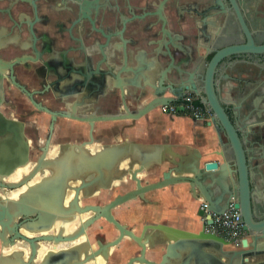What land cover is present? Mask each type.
I'll return each mask as SVG.
<instances>
[{
	"label": "flooded vegetation",
	"instance_id": "1",
	"mask_svg": "<svg viewBox=\"0 0 264 264\" xmlns=\"http://www.w3.org/2000/svg\"><path fill=\"white\" fill-rule=\"evenodd\" d=\"M210 29L216 30L212 39L218 35L219 50L224 53L239 52L237 48L246 45L247 35L254 41L247 57H233L228 65H222L224 77L217 84L219 91L231 88L233 83L242 90L250 86L257 92L253 101L264 104V0H0V120L22 123L28 144V158L19 162L20 171L27 172H19L20 177L17 173L10 180L16 182L35 169L42 172L31 185L57 172L79 169L84 180L77 175L68 180L63 206L70 209V204L77 201L78 208L63 214L44 232L60 242H40L36 264L158 262L162 251L150 247L144 251L138 243L141 227L148 222L143 220L146 215L140 214L149 211L147 208L140 206L133 211L126 203L111 211L137 240L125 233L117 245L111 246L121 231L103 216L85 227L98 217L92 208L104 209L131 189V182L120 175L125 171L124 161L117 165L119 175L114 179L108 165L79 163L82 157L86 163L111 147L110 122H94L111 114L107 108L111 76L125 78L132 72L148 75L162 70V55L189 60L195 51L205 54L198 45L209 41ZM114 45L118 48L116 60L112 57ZM172 67L187 70L176 63ZM98 73L102 79L100 100ZM173 86L184 90L183 86ZM188 94L201 103L191 91L174 103L182 102ZM238 120L246 118L241 115ZM248 120L264 121V116ZM263 121L253 125L260 137L264 136ZM254 151L262 156L259 162L264 165L262 150L256 147ZM96 177L99 179L93 181ZM20 192L7 191L6 195L16 199ZM201 210L200 203L196 216ZM128 217L135 222L130 224ZM34 218L36 215L27 219V230L19 228L30 238L37 235L32 232ZM17 247L24 248L22 257L27 260L28 244Z\"/></svg>",
	"mask_w": 264,
	"mask_h": 264
},
{
	"label": "water",
	"instance_id": "2",
	"mask_svg": "<svg viewBox=\"0 0 264 264\" xmlns=\"http://www.w3.org/2000/svg\"><path fill=\"white\" fill-rule=\"evenodd\" d=\"M213 35L211 30L209 41L198 45L205 54L195 51L194 57L189 60L162 55L160 59L164 67L162 70L148 75L132 72L125 78L119 74L112 75L107 106L111 114L108 118H99L94 122L132 121L135 123L132 126L136 127V122L147 119L148 115L158 108L178 101L186 91H191L198 95L201 103L212 112L210 125L214 126L218 134H224L228 140L225 144L221 142V156L224 160L222 164L208 162L202 166L192 165L191 169L187 170L183 158L179 156H175L178 162H169L171 166H168L167 162L153 163L152 157L145 154L144 159L140 160V167L134 168L137 159L123 146H111L86 163L82 157L79 163L80 166L108 165L109 171L112 176L114 175L113 179L119 175L117 165L122 161L128 163L126 170L120 175L129 177L131 189L116 197L104 209L92 208L98 212V217L85 225L86 227L95 222L100 216L110 220L121 231V236L111 243V246L117 245L125 233L136 239L133 232L126 231L125 227L114 218L111 214L112 209L134 201L142 202V207L147 208L152 206L148 196L157 192L172 193L176 187H186L192 194L191 204L201 199L202 202L207 203V210L213 214L223 215L231 204L239 209L244 222L245 239L238 250L229 249L235 245L234 241L209 230L208 227L213 224V219L209 216L207 222L202 221L204 210L198 212L196 216V218L201 217V221L189 216H177L183 221L181 224L184 227L188 225L199 229L195 232L156 222L166 217L163 214L153 216V219L158 218V220L150 223L147 217L150 213L145 210L144 215L147 218L144 220L148 222H144L141 227L138 243L144 251L146 247L162 251L158 262L150 264H264V193L260 192V190L264 191V165L259 162L263 159L262 156L254 151L258 147L262 150L260 153H264V136L260 137L254 126L249 128L245 124L246 120H238L240 113L234 115L235 117L230 113L220 98V91L217 88L220 78L224 77L222 65H228L233 57L238 59L247 57L248 47L253 46L254 41L247 35L246 45L242 44L238 47L239 52L228 54L227 50L225 53L219 50L220 39L217 35L213 40ZM210 55L213 56L208 59ZM112 57L118 59L116 45L113 46ZM175 63L178 67H186L187 70L182 71L172 67ZM198 84L203 87L198 88ZM101 85L102 79L98 73L96 90L99 100ZM173 85L183 86L184 90H179ZM243 91L237 93L240 99L244 96ZM245 106L247 119L264 116V107H259L254 101ZM240 109L235 107L238 112L241 111ZM251 121L254 125L263 120ZM0 135L2 136L0 190L3 192L0 194V241L2 242L0 264H36L40 242L54 241L56 244L60 242L57 237L45 235L44 232L52 223L61 219L63 214H69L74 207L78 208L77 201L70 204V209L64 208L63 196L68 180L76 175L82 179V172L79 171L81 169L77 172H57L50 178L31 185L30 182L42 172L35 169L16 182H6L20 170L19 162L27 160L28 144L24 139V125L14 120H0ZM231 153L234 159L231 158ZM163 164L167 165L166 169ZM154 178L157 179L156 182H150V179ZM98 179L99 177H96L93 181ZM24 187L27 189L22 191ZM13 190L21 191L16 199L6 195L7 191ZM1 195L4 197L2 198ZM32 215H36V218L31 220V226L34 228L32 232L37 235L30 238L23 230H27L25 223ZM19 219H22L21 223L17 222ZM78 237L66 238L64 241H72ZM20 243H26L30 247V256L27 260L22 257L23 253L14 250ZM4 250L11 252L5 254Z\"/></svg>",
	"mask_w": 264,
	"mask_h": 264
},
{
	"label": "crops",
	"instance_id": "3",
	"mask_svg": "<svg viewBox=\"0 0 264 264\" xmlns=\"http://www.w3.org/2000/svg\"><path fill=\"white\" fill-rule=\"evenodd\" d=\"M215 31V29H212V33L216 34ZM241 90L242 89L237 88L233 83L231 88L222 89L219 95L224 101L226 108L229 109L233 116L239 114V112L235 110V107L241 108L240 116L243 115L244 118H246L245 124L250 128L253 127V125L252 121L247 119L245 105L253 102L257 92L249 86L243 91L244 96L240 99L237 93ZM257 105L259 107L264 106L261 102ZM209 122L210 121L193 120L183 116H168L162 114V112L157 109L149 114L147 119L136 122V127L132 126L135 124L132 121L110 122L112 130L109 144L111 146H123L125 149H128L132 156L138 161L134 168L140 167V156L142 154H149L150 157H152L151 161L155 164L167 162L168 166H171L169 162H178L175 156H179L183 158V163L188 166L187 170H190L192 165L202 166L208 162H219L222 164L224 160L221 156V142L225 144L228 140L224 134H218L214 126L210 125ZM261 125H264V121ZM116 128L121 129L119 134L116 133L118 132ZM101 132H103V130ZM230 156L234 159L232 153ZM164 167L166 169L167 165H164ZM126 168V164L123 163L122 169L126 170ZM22 171L23 173L25 172V170ZM124 179L130 182L128 176L126 177L125 175ZM156 180V178L150 179V182H156ZM6 182H11V180H6ZM260 192H262V194L264 193L263 190H260ZM191 195L192 194L188 192V188L186 187H176L172 193L166 191L149 195L148 198L153 202V205L147 207L150 213L147 217L151 220L150 218H153V216L163 214L166 215V217L162 218V221H159L158 218H156L158 221H156L155 218L154 220L158 223H166L174 227L179 226L183 227L184 230L195 232L199 229H194L192 226L188 225L184 227L181 224L183 221L177 218V216H189L201 221L200 218H196V213L198 205L202 200L199 199L198 202L191 204ZM129 205L134 211V209L136 210V208L142 206V202L134 201L129 203ZM141 212L140 216H144V211ZM144 217L147 218L146 216ZM127 220L130 224L135 222V219L132 217H128ZM243 240L241 242H243ZM240 247V243H237L229 247V249L238 250ZM1 251L0 248V252Z\"/></svg>",
	"mask_w": 264,
	"mask_h": 264
},
{
	"label": "built area",
	"instance_id": "4",
	"mask_svg": "<svg viewBox=\"0 0 264 264\" xmlns=\"http://www.w3.org/2000/svg\"><path fill=\"white\" fill-rule=\"evenodd\" d=\"M160 110L166 115L179 116L182 114L196 120L210 121L213 117L210 109L199 103L193 94H188L182 102L162 106ZM201 209L205 212L204 222L208 220L209 216H212L213 224L208 227L211 232L227 240L234 241L235 244H242L241 241L245 235L244 222L239 209L234 204H231L223 215H216L209 212L207 210V203L204 201L201 202Z\"/></svg>",
	"mask_w": 264,
	"mask_h": 264
},
{
	"label": "bare ground",
	"instance_id": "5",
	"mask_svg": "<svg viewBox=\"0 0 264 264\" xmlns=\"http://www.w3.org/2000/svg\"><path fill=\"white\" fill-rule=\"evenodd\" d=\"M144 156H145V155L142 154V155L140 156V160L144 159ZM128 162H129V160H128ZM137 162H138V161H137ZM125 164H126V163H125ZM126 165L128 166V163H127ZM187 167H188V166H187ZM189 168H190V167H189ZM190 169H191V168H190ZM19 172L22 174L23 171H22V170H21V171H20V170L18 171V176L20 177L21 175H19ZM26 172H27V171H25V173H26ZM14 194L16 195L17 193H14ZM14 194H13V195H14ZM15 195H14V196H15ZM7 196H8V195H7ZM202 221H203V220H202ZM168 225H170V224H168ZM171 226H173V225H171ZM23 249H24V248L17 247V248H15V251L24 254V250H23ZM19 250H20V251H19ZM4 252H5V254H8V252H10V251L5 250Z\"/></svg>",
	"mask_w": 264,
	"mask_h": 264
},
{
	"label": "rangeland",
	"instance_id": "6",
	"mask_svg": "<svg viewBox=\"0 0 264 264\" xmlns=\"http://www.w3.org/2000/svg\"><path fill=\"white\" fill-rule=\"evenodd\" d=\"M116 130L118 131V132H116V133H118V134H119L120 131H121V129H119V128H118V129L116 128ZM137 229L140 230V228H137ZM26 234H27V232H26ZM23 246H24V245H23ZM4 251H5V250H4Z\"/></svg>",
	"mask_w": 264,
	"mask_h": 264
}]
</instances>
